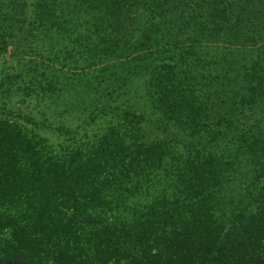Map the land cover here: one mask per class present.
Instances as JSON below:
<instances>
[{
    "label": "trees",
    "instance_id": "1",
    "mask_svg": "<svg viewBox=\"0 0 264 264\" xmlns=\"http://www.w3.org/2000/svg\"><path fill=\"white\" fill-rule=\"evenodd\" d=\"M0 263L264 264V0H0Z\"/></svg>",
    "mask_w": 264,
    "mask_h": 264
},
{
    "label": "rangeland",
    "instance_id": "2",
    "mask_svg": "<svg viewBox=\"0 0 264 264\" xmlns=\"http://www.w3.org/2000/svg\"><path fill=\"white\" fill-rule=\"evenodd\" d=\"M51 119H52V121L64 123L69 127L70 126L74 127L75 125H77L78 123H81V121H82V119H71L70 114H66L64 117L53 116V118H51ZM95 128H96V125H93V126H90L88 128V130L90 131L91 129H95ZM48 135H50V134H48ZM50 137H52L53 141H57L56 137H53L52 135H50Z\"/></svg>",
    "mask_w": 264,
    "mask_h": 264
},
{
    "label": "water",
    "instance_id": "3",
    "mask_svg": "<svg viewBox=\"0 0 264 264\" xmlns=\"http://www.w3.org/2000/svg\"><path fill=\"white\" fill-rule=\"evenodd\" d=\"M0 264H17V263H0Z\"/></svg>",
    "mask_w": 264,
    "mask_h": 264
}]
</instances>
